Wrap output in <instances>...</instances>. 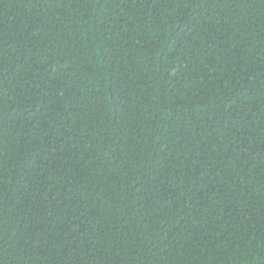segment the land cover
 <instances>
[{"label":"trees","instance_id":"1","mask_svg":"<svg viewBox=\"0 0 264 264\" xmlns=\"http://www.w3.org/2000/svg\"><path fill=\"white\" fill-rule=\"evenodd\" d=\"M0 264H264V0H0Z\"/></svg>","mask_w":264,"mask_h":264}]
</instances>
